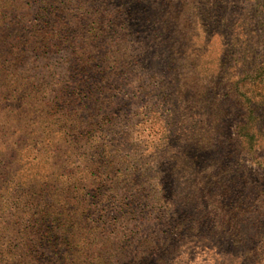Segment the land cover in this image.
I'll use <instances>...</instances> for the list:
<instances>
[{
	"label": "rangeland",
	"instance_id": "rangeland-1",
	"mask_svg": "<svg viewBox=\"0 0 264 264\" xmlns=\"http://www.w3.org/2000/svg\"><path fill=\"white\" fill-rule=\"evenodd\" d=\"M66 2L65 20L76 34L101 28L97 41L74 42L52 56L67 78L76 75L68 57L91 52L81 77L95 90L84 98L101 106L88 124L97 118L103 129L89 126L66 175L89 182L75 229L100 254L113 253L115 264H264V161L249 159L233 138L247 118L246 98L264 92V74H249L264 59V0ZM222 74L226 86L217 94ZM159 88L169 93L161 98ZM192 131L207 150L187 183L172 163ZM201 170L216 174L211 181L220 180L227 195L200 189L208 181Z\"/></svg>",
	"mask_w": 264,
	"mask_h": 264
},
{
	"label": "trees",
	"instance_id": "trees-1",
	"mask_svg": "<svg viewBox=\"0 0 264 264\" xmlns=\"http://www.w3.org/2000/svg\"><path fill=\"white\" fill-rule=\"evenodd\" d=\"M66 1L0 0V264H115L113 253L100 254L75 229V214L83 215L89 182L66 175L75 160L73 147L93 132L89 126L94 125L95 132L103 129L96 126L97 118L88 124L101 106H89V99L84 98L86 91L95 90L81 77L89 71L87 61L94 59L91 52L80 48L77 56L68 57L75 61L72 71L76 75L65 74L67 78L59 76L52 56L74 42L84 45L90 37L97 41L101 28L97 23L76 34L80 29L65 20ZM225 60L222 55L220 64ZM255 66L249 74H264V59ZM68 76L79 82L71 84ZM218 77L213 90L217 94L226 86L223 74ZM167 93L158 90L161 98ZM173 93L176 96L172 91L168 95L173 97ZM246 100L247 118L233 138L249 159L261 165L264 146H256L255 140L264 139V92L259 90ZM217 119L223 120L222 114ZM195 133L172 163L174 172L181 173L187 183L204 157L201 152L207 150ZM93 148L99 150L98 145ZM200 173L208 180L200 189L211 185L221 190L220 180L211 181L216 174ZM183 204H187L185 199ZM239 214L231 220L233 230H238L240 220L235 218ZM261 216H256L257 221ZM108 249L105 245L103 251ZM122 263L136 264L134 260Z\"/></svg>",
	"mask_w": 264,
	"mask_h": 264
}]
</instances>
